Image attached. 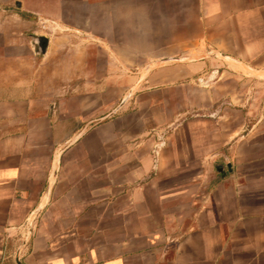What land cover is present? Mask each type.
Masks as SVG:
<instances>
[{
  "label": "crops",
  "instance_id": "crops-1",
  "mask_svg": "<svg viewBox=\"0 0 264 264\" xmlns=\"http://www.w3.org/2000/svg\"><path fill=\"white\" fill-rule=\"evenodd\" d=\"M132 1L0 0V264H264V0H140L190 61L128 87Z\"/></svg>",
  "mask_w": 264,
  "mask_h": 264
},
{
  "label": "rangeland",
  "instance_id": "rangeland-1",
  "mask_svg": "<svg viewBox=\"0 0 264 264\" xmlns=\"http://www.w3.org/2000/svg\"><path fill=\"white\" fill-rule=\"evenodd\" d=\"M156 6V4H155ZM121 9V11L124 12L123 5L120 7V2H118V11ZM149 9V10H147ZM151 9H155L153 6H149L146 4H143L140 0H133L132 1V16L131 19H128V12H127V23L124 24V19L121 20L122 25L118 27V29L121 28L120 32L117 33L118 43L117 44H125L127 47H121L114 50H111V64L108 65V53L106 51L101 50L100 52V64H99V71L101 76H107L108 75V68L111 69V75L114 74L116 76L117 82L121 85L128 86V87H135L137 84V81L141 77H145L148 73L152 72L153 70L163 66L164 60L169 57L167 56L169 53H172L173 50L171 49H159L154 48L151 41L147 40V35L145 33L144 36V29L146 30L148 27L146 26L149 19H154L153 17H146L143 16L144 14L148 13L150 14ZM127 11H128V2H127ZM168 14H171L170 11H163V15L161 17V20H171V16H166ZM145 22V23H144ZM145 24V26H144ZM147 27V28H146ZM45 28V27H44ZM43 31L50 35H60L59 31H51L49 29H44ZM46 30V31H45ZM125 30L129 31L125 33ZM129 34V35H128ZM126 37V39H125ZM121 40V41H119ZM112 54L115 55L112 56ZM220 57L218 54H212L209 55L210 58L213 57ZM62 62L64 63L66 59H68L71 62V58L73 57L74 63L73 65L76 68H81L82 65H78L76 62L77 58V52L75 51L73 54H70L68 58L66 56H63ZM96 57V56H95ZM58 58V64L55 65L57 67V70L63 72L65 65H60L61 57L60 55L57 56ZM171 59V58H169ZM197 59V58H196ZM190 61V59H186ZM91 61V59H90ZM173 62V61H171ZM64 73V72H63ZM113 73V74H112ZM257 75V74H255ZM260 77H264V75H260ZM119 93V92H118ZM119 95V94H118ZM122 98L118 97L119 103H122Z\"/></svg>",
  "mask_w": 264,
  "mask_h": 264
},
{
  "label": "water",
  "instance_id": "water-1",
  "mask_svg": "<svg viewBox=\"0 0 264 264\" xmlns=\"http://www.w3.org/2000/svg\"><path fill=\"white\" fill-rule=\"evenodd\" d=\"M48 43H49V41L45 37H40V38L37 39L36 46L38 47V50H39L40 54H45L46 53V50H47V47H48ZM213 58H217V57L215 56ZM171 61H173V62H189L188 60L181 59V58H171V59L164 60V62H171ZM115 115H116V112L113 111V112L109 113L108 115H106V116L100 118L99 120H97L94 123V125L102 123V122H105V121L113 118ZM86 130H87V128L78 136V138H76V140L74 142H72L70 144V146L74 145L83 136V134L85 133ZM227 170H228L229 173H231L232 172V167L229 165L227 167ZM218 172L221 175V177H223V178L227 176V172H226V167L225 166H220L218 168Z\"/></svg>",
  "mask_w": 264,
  "mask_h": 264
}]
</instances>
